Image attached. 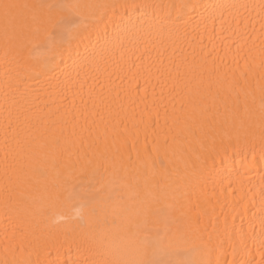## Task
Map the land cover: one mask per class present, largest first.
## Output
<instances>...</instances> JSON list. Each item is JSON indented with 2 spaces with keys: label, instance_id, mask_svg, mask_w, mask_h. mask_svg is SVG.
<instances>
[{
  "label": "bare ground",
  "instance_id": "6f19581e",
  "mask_svg": "<svg viewBox=\"0 0 264 264\" xmlns=\"http://www.w3.org/2000/svg\"><path fill=\"white\" fill-rule=\"evenodd\" d=\"M0 264H264V0H0Z\"/></svg>",
  "mask_w": 264,
  "mask_h": 264
},
{
  "label": "snow or ice",
  "instance_id": "6c2138e0",
  "mask_svg": "<svg viewBox=\"0 0 264 264\" xmlns=\"http://www.w3.org/2000/svg\"><path fill=\"white\" fill-rule=\"evenodd\" d=\"M5 7L7 8V7H9V6L6 5Z\"/></svg>",
  "mask_w": 264,
  "mask_h": 264
}]
</instances>
